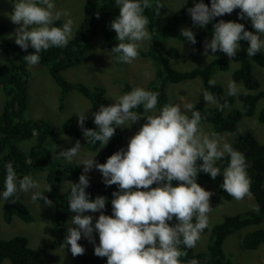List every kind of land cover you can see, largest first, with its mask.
Here are the masks:
<instances>
[{
	"label": "clouds",
	"instance_id": "clouds-1",
	"mask_svg": "<svg viewBox=\"0 0 264 264\" xmlns=\"http://www.w3.org/2000/svg\"><path fill=\"white\" fill-rule=\"evenodd\" d=\"M12 3L9 19L18 27L9 38L24 51L29 47L35 50L23 56L29 66L40 63L43 51L65 48L75 38L70 12L56 10L53 0H14ZM115 5L119 15L111 21L110 29L115 31L118 44L110 52L118 63L131 64L139 56L141 43L152 41V33L147 28L150 21L144 12L153 8V0H115ZM161 8V0H155L157 16ZM236 9L240 10V19H250L255 32L246 30L242 23L219 20L212 25L211 40L204 41L206 57L209 52H222L231 61L240 50L241 41L248 42L249 57L264 50V0H211L210 6L199 0L187 12L193 25L206 28L214 18L230 15ZM62 18V25L56 26ZM180 35L193 45L197 42L191 28L181 29ZM208 84L214 86L216 80L209 79ZM226 88L229 97L242 91V85L232 80ZM201 93L206 104L218 110L228 107L227 100L220 103L207 89ZM158 96V92L137 87L112 97L114 103L101 104L93 113L95 129L84 126L86 112L77 114L78 126L87 144L99 142L101 147L109 143L117 128H130L142 117L146 122L130 137L126 149L114 152L104 163L94 159L99 150L94 155L81 157L79 140L59 152L65 162L71 164L77 158V166L83 165L78 182L70 184L68 210L73 215L60 244L63 250L70 246L73 257L85 252L79 243L83 236L94 245V255L107 258L106 264H182L181 257L187 256V249L196 247L201 233L208 227V215L212 211V193L197 183V176L203 172L215 180L221 174L217 162L226 157L229 162L222 172L221 188L237 201L252 196L244 154L221 134L205 133L201 127L204 117L192 103H182V107L180 103H167L158 113L154 112ZM141 106L143 114L134 111ZM5 169L0 200L8 202L18 194L31 193L33 203L39 200L47 207L53 206V201L41 191L38 179L32 175L18 177L12 162ZM93 169L102 174L106 187L117 186L118 190L112 193V215L103 211L106 197L98 195L90 199L86 192L90 186L86 174ZM153 184L156 186L152 187ZM51 190V185L44 186V191ZM251 210L258 214L259 205H252ZM97 212L100 214L93 224V216L85 213ZM174 219L175 223H169ZM94 232L98 233V244ZM187 264L199 262L191 259Z\"/></svg>",
	"mask_w": 264,
	"mask_h": 264
},
{
	"label": "trees",
	"instance_id": "trees-1",
	"mask_svg": "<svg viewBox=\"0 0 264 264\" xmlns=\"http://www.w3.org/2000/svg\"><path fill=\"white\" fill-rule=\"evenodd\" d=\"M210 6L211 0H203ZM163 4V3H162ZM186 6L181 7L163 22L162 18L167 9L159 10V16L156 15L155 0L153 8L146 9L144 14L148 17L150 23L148 29L152 33V41L149 47L139 52L143 57H149L156 65V73L146 90L158 92L159 110L168 103L167 84L169 82H179L189 78L200 77L204 89L216 95L220 103L227 100L228 105L233 104L234 96H227V91L219 83L209 86L208 80L212 79L216 69L226 70L230 66L229 61L223 56L222 52L211 53L213 59L205 66L191 70H179L172 67L169 57L179 55L177 47H171L168 50H162L164 38L173 37L179 41L191 46L204 48V41L212 38V25L219 20L235 21L245 25V29L254 32L250 19H240L239 9L232 12L230 16L214 18L206 28H200L193 25ZM97 13L99 14L97 17ZM119 15V9L115 5V0H85L83 18L74 32V37L67 47H52L43 51L40 64L48 67L49 73L60 85V110L64 107V100L70 91H77L83 94L93 104H102L105 102V90L102 86L90 87L84 83H75L67 80L63 76V71L79 64L89 49L91 42L98 34H103L108 39L114 33L110 29V23ZM58 21L56 22L57 25ZM191 28L196 36V44L193 45L180 35L183 28ZM6 25L0 22V41L3 44V54L13 52L12 58L7 62L0 64V87L2 88L5 100L0 116V190H4V180L6 176L5 165L12 162L18 177L29 175L33 170L47 168L46 179L51 185V192L43 191L54 203L55 214L54 224L61 231L59 240L54 246L61 243L62 233L66 225L69 214L68 200L70 196V187L65 191H60L59 185L68 173L74 175L80 173L81 168L77 164L62 163L55 160L53 155L54 143L58 142L62 133H68L74 137H82V129L76 126H66L64 128L54 127L45 118H26L25 111L28 107V83L30 79L29 65L24 61L23 56L34 52L31 47L27 51L22 50L15 42L8 40L6 36ZM240 50L233 58L238 61V67L232 72V79L243 83L245 89L239 94L242 101L241 108L235 109L225 114V108L218 110L216 107L209 108L198 102L195 103V109L201 112V123H211L214 128L220 132H229L232 134L230 144L234 149L242 152L247 162V174L251 179V193L257 205L259 213L246 211L227 217L224 221L215 224L211 228V237L207 249L203 252H197L187 249V256L181 257L182 264H187L188 260L196 259L199 264H238L228 259L223 251V244L228 235L245 228L248 225H255L252 230L247 231L242 238V246L246 249H258L264 243V143L260 142L255 133L249 128H238V122L244 116H252L255 113L257 102L264 97V88L260 87L258 78L252 71V62L255 61L264 67V51L257 53L253 57L246 54L248 42H240ZM138 110L143 111L141 106ZM191 115V113H190ZM260 123H264V107L257 114ZM94 119L85 121L86 128H96ZM84 137V136H83ZM33 139V143L27 148L22 149L19 142ZM87 148L96 149L100 144H87ZM124 134L121 128H117L116 134L110 139L109 143L101 151L99 163L106 162V159L114 152L123 148ZM202 163V161H200ZM228 158L217 162L221 168L215 180L209 174L200 172L197 176V183L200 185L209 183L215 186L225 199H230L222 188L223 169L228 164ZM174 183H176L174 181ZM154 187L156 186L153 184ZM117 186H105L103 181L90 182L86 189L90 199H95L98 195L104 196L106 208L105 214L112 215L111 199L112 193L117 191ZM14 200L15 202H11ZM10 201L3 203V218L5 222L10 223L13 216L16 215L22 220L29 222L33 220V215L24 203L16 196ZM98 212V216H99ZM169 223H175V219ZM263 224V225H262ZM208 227L203 230L206 232ZM83 247V243L79 242ZM8 259L10 264H46L42 252L29 244L27 237L22 235L10 238H0V262ZM106 257H97L94 255V246L86 250L83 255L75 257L74 264H106Z\"/></svg>",
	"mask_w": 264,
	"mask_h": 264
},
{
	"label": "rangeland",
	"instance_id": "rangeland-1",
	"mask_svg": "<svg viewBox=\"0 0 264 264\" xmlns=\"http://www.w3.org/2000/svg\"><path fill=\"white\" fill-rule=\"evenodd\" d=\"M12 2H14V0H0V22L7 27L6 36L8 40L14 42L13 38H9V34L13 33L18 25H14L9 19V14L13 11ZM53 2L56 5V10H67L70 12L71 19L74 21L73 31L75 32L84 15L85 0H53ZM161 2L166 5L167 9L162 18V21L165 22L168 17L181 7H193L194 3L199 2V0H161ZM230 15H232V13ZM230 15L226 14V16ZM62 23L63 18L58 21L56 26H61ZM115 37V31L109 39L103 34H98L91 42L89 49L81 62L63 71V76L71 82L84 83L90 87L102 86L105 90V102L102 104L105 106L114 103L113 98L129 92L133 88L140 87L146 90L157 69V65L152 59L149 57H143L140 54L131 64L118 63L115 60L114 55L110 52V49L118 44ZM150 43L151 41L142 42L139 52L147 49ZM2 47L3 44L0 41V64L7 62L13 56V52L3 54ZM171 47H177L179 52L178 56L169 57L170 64L175 69L191 70L194 68H200L213 59L211 54H208L207 57L204 55V48L202 47H191L173 37L164 38L162 42V50H168ZM223 56L229 61L230 66L226 70L216 69L214 75H212V79H215L216 83L221 84L227 91V82L229 80L235 81L232 79V72L238 67L239 63L234 59L230 61L229 57L224 53ZM29 69V103L25 111L26 118H45L54 127L61 129L69 125L79 127L77 115L79 113L86 112L87 119H94L93 113L99 110L101 104H93L83 94L73 90L65 97L64 107L60 110L61 88L54 77L49 73L48 67L39 63L36 66H29ZM252 71L258 78L260 87L264 88V67L253 61ZM235 82L237 85H242V91L245 89L242 82ZM202 89H204V87L199 76L179 82H169L167 84L168 103H180L182 107V103L195 104L200 102L206 107L214 108V105L206 104L203 100V95L201 93ZM239 94L234 96L233 104L228 105V107L225 108V114L241 108L242 101L239 98ZM4 100L5 95L0 87V116ZM263 107L264 97L257 102L254 115L244 116L238 122V128L251 129L262 143H264V123L258 121L257 114ZM134 111L143 114V111L138 109H134ZM154 112H159L158 104ZM188 115L190 116V113H188ZM145 122L146 118L142 117L130 128H121L124 134V149H126L130 137H132ZM201 127L205 133H211L214 131L221 134L227 142L231 141L232 134L228 137L226 133L215 129L211 123L202 122ZM77 140L81 143L80 156L83 157L87 154L94 155L99 150L94 157V159L99 162L100 153L105 146L101 147V145H99L96 149H89L85 145L83 136L80 138L74 137L65 132L62 133L59 141L54 143L53 155L55 160L67 163L59 156V152L74 146ZM32 143L33 139H30L24 142H19L18 144L24 149ZM76 159L77 158H74V161L71 164H76ZM79 167L81 168L80 173L76 175L68 173L64 177L59 185L60 191L68 189L71 182H78L79 176L83 171V165H79ZM47 171V168H42L33 170L29 174L41 182V190L44 189L45 185H49L46 179ZM86 175L89 177L90 182L103 181L102 174L96 169L91 170ZM201 186L212 193V196L210 197L212 211L208 215V230L201 233V238L194 248L197 252H203L207 249L211 237L210 231L215 224L224 221L229 216L252 211L251 206L254 204L257 205L253 196L245 197V199L241 201H237L232 197L230 199H225L219 190L212 184L205 183ZM152 187H154V185H152ZM0 192H2V190H0ZM30 196L31 193L17 195L34 217L33 220L29 222L22 220L16 215L13 216L10 223L5 222L3 218L4 201L0 200V238L6 239L17 235L25 236L28 238L29 244L32 247L42 252L46 264H74L75 257L72 256L69 250L70 246L63 250L60 246L63 241L58 243L57 246H54V243L59 240V235L61 234V231L56 228L53 221L55 214L54 203L52 207L45 206L44 202L39 200L33 203ZM85 214L93 216V224L98 218V212ZM72 215L73 213H70L68 216L62 233V240L65 238L66 229L70 223ZM254 226L255 225H248L226 237L223 244V251L228 259L238 264H264V243L261 244L258 249H246L242 246V238L244 234L255 228ZM93 235L98 244V233L94 232ZM79 242L83 243L86 250H89L94 246L83 236ZM0 264H10V261L5 259L0 262Z\"/></svg>",
	"mask_w": 264,
	"mask_h": 264
},
{
	"label": "crops",
	"instance_id": "crops-1",
	"mask_svg": "<svg viewBox=\"0 0 264 264\" xmlns=\"http://www.w3.org/2000/svg\"><path fill=\"white\" fill-rule=\"evenodd\" d=\"M223 133H226L228 137L230 136L229 132H223ZM229 143H230V142H229Z\"/></svg>",
	"mask_w": 264,
	"mask_h": 264
}]
</instances>
